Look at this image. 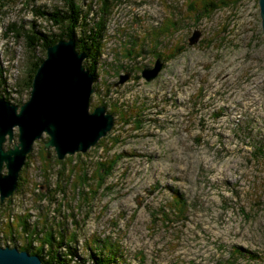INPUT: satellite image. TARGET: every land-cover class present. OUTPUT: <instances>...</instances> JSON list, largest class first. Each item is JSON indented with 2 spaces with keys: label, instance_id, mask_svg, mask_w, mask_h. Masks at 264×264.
<instances>
[{
  "label": "rangeland",
  "instance_id": "374dc122",
  "mask_svg": "<svg viewBox=\"0 0 264 264\" xmlns=\"http://www.w3.org/2000/svg\"><path fill=\"white\" fill-rule=\"evenodd\" d=\"M74 1L89 25L102 21L89 111L103 105L112 125L62 158L53 147L47 153L46 132L33 141L0 201V246H42L30 254L47 258L42 239L50 231L55 244L60 231L74 248L70 264H89L95 247L111 257L106 264H264L258 0ZM66 6L0 0V97L28 98L33 64L46 51L36 35L28 47V35L58 33L49 13ZM156 59L160 68L145 78ZM107 159H116L110 170ZM54 249L68 257L63 245Z\"/></svg>",
  "mask_w": 264,
  "mask_h": 264
},
{
  "label": "water",
  "instance_id": "95a60500",
  "mask_svg": "<svg viewBox=\"0 0 264 264\" xmlns=\"http://www.w3.org/2000/svg\"><path fill=\"white\" fill-rule=\"evenodd\" d=\"M261 29L264 33V0H258ZM45 56L31 79L28 98L19 105L0 97V201L16 187L18 172L35 139L48 134L44 147L58 158L66 153L85 151L94 145L112 125V115L103 105L89 111L93 91L92 74L83 64L85 51L77 50L71 37L61 38L45 48ZM161 63L145 67V78L153 77ZM125 76H120L122 81ZM18 127L17 142L8 149L2 143L11 140ZM5 166L6 172L2 173ZM0 264H47L35 254L16 247L0 246Z\"/></svg>",
  "mask_w": 264,
  "mask_h": 264
},
{
  "label": "trees",
  "instance_id": "16d2710c",
  "mask_svg": "<svg viewBox=\"0 0 264 264\" xmlns=\"http://www.w3.org/2000/svg\"><path fill=\"white\" fill-rule=\"evenodd\" d=\"M215 5L216 7V3H213V6ZM205 6L207 7V2L203 4V8H204V12L207 11V8H205ZM35 12H39V9L37 8L35 10ZM103 16V15H102ZM49 19L51 21V23L53 25H56L60 30L58 33H52V34H45V33H41L39 31H32L30 33V35H28V39H29V46L31 48V45H33L34 43L32 42V40H35V35H36V40H37V44L36 45H40L42 47V49H44L48 44H51L61 38H68L71 37L75 40L76 43V48L78 50H83L85 51V53L87 54L88 57L91 58V61L89 59V63H85L84 62V66L89 69L90 71H93L94 68V64H95V55H96V50H97V46H98V38H100V32L103 29L102 28V21L99 18V20H96L94 22V24L89 25L88 24V20L86 19V12L83 15L82 11L80 9V7L76 4V2L74 0H67V6L64 9H55L54 11L49 13ZM79 33V34H78ZM76 34H78L76 36ZM42 58H39L38 60H36L33 64V68H32V72H31V76H30V80L28 81V85L30 86L31 84V79L32 76L34 74V71L37 67V65L39 64V62L41 61ZM40 158L42 160H46V156L43 152L39 153ZM117 157V156H116ZM115 158V157H114ZM116 159H112L109 160L107 159L106 161V167H104L105 169H109L111 168V166L113 165V162ZM54 161H58V160H54ZM101 164V163H100ZM104 164V163H103ZM110 170V169H109ZM175 203L182 201V203H180V205H183V200L182 199H175ZM177 204V203H176ZM21 226L22 229L24 227V229L27 227L26 226V222L21 221ZM52 233V232H51ZM59 236H58V240L57 242L54 244L53 240H52V235H50V231L45 233L44 238L42 239V243L44 242L45 244H48L49 249L47 252V258H43L44 256H39V258L44 262H47L49 264H70V261L72 260L71 258H74L71 254L74 252V248L70 245L69 241H65L64 240V236L62 233H60V231L58 232ZM54 239V238H53ZM41 243V245H42ZM40 245V246H41ZM64 246L65 251L68 255L67 258H59L57 256L56 250L54 249V246ZM18 249H22V250H26L29 253H35L37 255H40V249L42 248V246L37 249V248H32L30 243H25L24 245L21 246H17ZM102 249V248H101ZM94 250V252H92ZM92 251L89 252L88 254V258L90 259V263L89 264H106L108 262H112L111 261V257L107 256L105 254L102 253V250H100V248H93ZM114 254V253H112ZM110 253V255H112Z\"/></svg>",
  "mask_w": 264,
  "mask_h": 264
}]
</instances>
